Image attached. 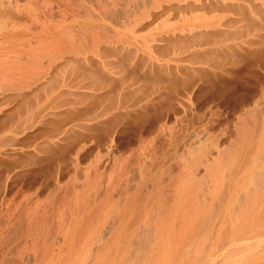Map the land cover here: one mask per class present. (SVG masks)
<instances>
[{
    "label": "bare ground",
    "instance_id": "bare-ground-1",
    "mask_svg": "<svg viewBox=\"0 0 264 264\" xmlns=\"http://www.w3.org/2000/svg\"><path fill=\"white\" fill-rule=\"evenodd\" d=\"M238 20L245 21L241 30L236 26L239 32L252 28L259 32L236 40L238 32L231 27ZM262 30L264 0H0V119L10 117L5 109L24 92L36 97L42 85H54L58 70L75 72L77 68L84 74L87 69L85 73L98 74L99 83L105 85L120 70L111 68L121 66L122 61L128 64L125 61H132L133 56L147 68L204 76L206 68L198 57L218 53L231 60L230 56L236 59L245 52L249 56L260 50L254 45L264 40ZM173 48L186 51L193 60L154 56ZM120 51L129 58H118ZM70 80L66 78L63 85L74 87L77 81L72 84ZM226 86H217L203 99L198 96L191 111L189 103L185 106L179 97L176 102L170 97L156 105L151 102L155 97L128 105L120 101L124 103L120 110L111 112L106 111L112 105L104 106L95 116L106 114L105 121L98 120L107 125L106 133L95 144L104 145L103 152L93 164L88 160L83 167L76 165L81 178L61 182L62 177L49 185L48 179V184L37 183L41 174L31 181L28 171L30 181L16 176L8 181L0 195V203L5 201L0 240L10 239L12 231L16 234L10 239L15 264H264V108L258 97L255 104L247 94L249 86L247 92L243 85L247 93L236 97L231 96V86ZM259 87L255 89L260 93ZM229 94L233 101L227 99ZM41 110L34 118L41 116ZM50 113L40 121H54ZM172 118L189 126L173 125ZM119 121L130 131L126 139L111 136L110 129ZM6 122L0 127H6ZM202 123L207 126L205 130L200 127L197 137L193 128ZM76 132L73 125H67L61 136L77 140ZM79 143L72 146L68 141L71 150L63 143L62 147L70 152L75 149L81 157L85 147ZM46 148H42L45 153L50 150ZM14 188L19 189L16 198ZM6 250L8 246L0 257Z\"/></svg>",
    "mask_w": 264,
    "mask_h": 264
},
{
    "label": "rangeland",
    "instance_id": "rangeland-1",
    "mask_svg": "<svg viewBox=\"0 0 264 264\" xmlns=\"http://www.w3.org/2000/svg\"><path fill=\"white\" fill-rule=\"evenodd\" d=\"M248 17L252 18V16H248ZM244 22H245L244 20H241V21L238 20L237 23H235L231 28L235 29L236 26H238L237 29L241 30L240 27H243V25H245ZM237 29H235V32ZM239 30H237V32L240 34L237 33V36H236V40H238V41H243V39H247V37L253 35L254 33L259 32V31L253 30V28H252L253 31L251 29L244 31V29H243V32L241 31L243 33L242 34L241 32H239ZM248 32H250V33H248ZM260 32L263 34L264 30H262ZM244 33H245V36H244ZM241 34L243 35L242 37H241ZM239 35H240V37H238ZM262 42L258 45L255 44L254 46H258L255 49L260 47V50H258V51H261L262 49L264 51V48H262L264 46V44ZM175 49L176 48L171 49L170 53H168V50L165 52L163 51V53H161L162 51H160V52H157V54L155 53L154 56L157 58H160V59H164V60L169 59L172 56H177L178 58L185 57L188 59H192V58H189L186 51H182V50L179 51L180 49H176V50ZM258 51H256L258 54L256 52H255L256 53L255 54L252 51H251V53L249 52V54H250L249 56H247L248 54L246 52L244 54L242 53L243 56H241V54L240 55L238 54L239 57L237 55V57H235L236 59H233L234 57L232 58V56H230L232 61L230 60L229 55L225 56L223 54V56H222L221 54H218V53H217L218 55L216 53H214V54L210 53L211 54L210 56H208L209 55V53H208V54H206L207 58L205 57V55H204V57H198L197 60L200 61V64L203 66V68L204 67L206 68V72H204V73L205 74L207 73V75H205L201 71V73H203L204 76H199L200 75L199 73H197V75H196L193 72H191V73H185L184 72L185 74H183L182 71L175 70V69L172 70L173 72L171 73V71H169L167 69L165 71V70H161V69H157V68H151V67L147 68V66L145 64H142V63H141L143 65L142 67L140 66V68H134L135 66L137 67V64L139 67L140 63H138V61L136 63L135 61L137 60V58L136 57L134 58L133 56H132V58H133L132 61H131V59H127L129 57H126V59L128 61H125V63L127 62L128 64H125V65L122 64L124 62L122 60H120V63H121V61H122V63L121 64L119 63L121 66H119L117 64V62L115 61L118 66L114 67L113 66V65H115V63H114L112 65L113 67L111 66L112 67L111 70L112 71L114 70L113 72H116L117 69L118 70L120 69L119 70L120 73L118 72V74H117V72H116L114 74L113 80L109 79L107 81L108 83L106 82L105 85H103L104 83H101V84L99 83V81H98L99 77H97L98 74L92 73V71H91V73L89 71H88L89 73H87V72L85 73V71L87 69L85 71L83 70L84 74L81 73L82 70L77 69V68H76L75 72L73 71V69H68V68H64V71H62L63 69L61 71L58 70V72L56 73L57 76L55 77L57 81L55 82L54 85H47L48 87L46 85L45 86L42 85V87L38 91L39 95L36 97L35 96L33 97V95L32 96L29 95L32 93L24 92V94L26 93L25 96L23 94L22 96L15 98V100L13 99L12 103L10 105H8V107L5 109V115L10 113V117H9V115L8 116L6 115L7 119H5L6 116L4 119H3V117H1V119H0V122H1V120H3L0 124H2V123L4 124V122L7 121L5 123V124H7L6 127H0V154H1L0 155V195H2V192H1L2 190H3V192L6 191V188H7L8 183H9L8 181H12V179L15 178V176H16L15 179H18V180L22 179V181L23 180L26 181L27 177L29 178L30 176H32V178H31L32 180L30 178L29 179L27 178V181H30V180L33 181L34 178H36V177L39 178V176H40L39 174H41L40 179H36L38 181V182L37 181L36 182L37 183L44 182V183L48 184L47 182L50 181L49 185H52L51 184L52 181L54 183L56 179L60 182L61 181L60 178H62V177H65V178L61 182H69L70 180L72 181V179H74L75 177L78 178L80 172L78 174L79 168H77V169L75 168L77 164L79 167L85 166L86 164H88L89 161H91L90 163L93 164L94 162L97 161L96 158L98 159L99 156L102 155L103 151L101 152V149H103L104 145L98 147V146H95V144H96V142L101 140L100 137L106 133V130H104V128L107 125L104 126V123H100V122L106 120L105 119L106 114H103L98 118H95V116L97 115L96 113H99L100 111L102 112L101 108L106 109L105 108L106 106L107 107L109 106L111 108V105H112V108L109 110L107 109L108 111H106V112L119 111L120 105L124 104L123 102H125L124 105H128L130 103H134L133 101H137V100L139 101L140 100L142 102L144 100H150V98L155 97V99H153L154 102L153 101H151V102L152 103L156 102L158 104V102L159 103L165 102L164 100H166L167 98H170V97L173 98L174 97L175 99H173V102H176L177 99H179V98L184 100L182 103H186V101H187V103H189V106H190V108L189 107L188 108L191 111V109L193 108V106L196 102L195 100L199 98L198 96L201 95V98H199V99H203L211 91L212 92L215 91L217 89V86L223 85L225 87L226 85H230L232 90L234 91L233 94H231V96L234 95V97H236L237 93L238 94L247 93L248 92L247 90L250 88L251 90L249 89V91H250V93L251 92L252 93L251 94L247 93V94L252 95L251 97H253V102L255 104H257L256 102H257V97H258L259 106L261 107V109L264 108V107H262V106H264V98H263L264 90H262V87L264 88V52L262 51L263 53H261ZM120 54L121 55L118 56V58L121 59V57H123V58L125 57V56H122V55H124L123 51H120ZM159 54H161V55H159ZM162 54H163V57H162ZM251 54H253V55L251 56ZM185 55H187L188 57ZM199 56H201V55H199ZM111 57H113V59L117 58L116 56H111ZM224 57H228L231 62L228 60V58H224ZM222 58H224V60ZM126 59L124 58L123 60H126ZM203 59H204V61H202ZM220 59H222L223 61L218 63V60L220 61ZM226 59L228 60V64L225 63V61H227ZM134 62L136 64H134ZM224 63L226 65L223 66ZM203 64H205V65H203ZM216 64L218 65V67ZM122 65H124V67ZM219 65L221 66V68L219 67ZM224 68L227 70H225ZM204 69H202V70H204ZM222 69H224L225 71ZM174 71L176 73H174ZM190 71H192V70H190ZM218 75L222 76L221 78L223 80L220 79V77H217ZM117 76H119V77L117 78ZM115 77L117 78V80ZM66 78H67V80L72 79V80H70L73 82L72 84H74V82L77 81V83L75 82L76 83L75 86L76 85L77 86L73 87L70 85L69 86L63 85ZM74 78H75V80H74ZM218 78H219V80H222V82H220L218 80ZM118 79H120V80H118ZM115 81L117 83H115ZM199 85H200L201 89H200ZM234 85L235 86L239 85V86L235 87ZM241 85H242V87H240ZM243 85H246L247 87L243 86ZM260 85H262V87ZM248 86H249V88H248ZM251 86H253V87L251 88ZM227 87L228 86H226V88ZM243 87H246L245 90L247 92L242 91ZM258 87H259L261 94L257 91L258 89L257 90L255 89ZM196 88L198 90H196ZM199 89H200V92H199ZM68 90H70V91L74 90L78 93L74 92L75 93L74 94ZM243 90H244V88H243ZM252 90H256V91H252ZM80 91L82 92V94L79 93ZM194 91H198V92L195 93ZM207 92H208V94H207ZM241 92H243V93H241ZM78 94H81V95H78ZM195 94H197V95H195ZM254 95L256 96V98H254L255 97ZM28 96L30 98H27ZM231 96H230V94H229V97L227 96V99L229 101L232 100L233 96L232 97ZM21 97H23L24 99H22ZM177 97H179V98H177ZM58 101H59V103H58ZM120 101H123V102L120 103ZM193 101H195V102H193ZM15 102H17V103L13 104ZM50 102H53V103H50ZM48 103L51 104V106H53L54 104L56 105L58 103V105H57L58 107L55 105H54L55 108H54V106L51 107ZM156 103H155V105H156ZM187 103L184 105L188 106ZM60 104L62 106H60ZM46 105H49V107H47V109L46 108L44 109L43 107H45ZM179 105L180 104L178 103V106ZM184 105L182 106V109L185 108ZM59 106H60V108H59ZM67 106L70 107V109H69L70 112H68V113H66V111H68ZM39 108H40V110L42 109L41 110V116L38 118L37 117L34 118L33 115L37 110H39ZM71 108H72V110H71ZM153 108H154V106H153ZM62 109L64 110V113H63ZM56 110H57V112L61 110L60 112L62 114L59 112L55 113ZM47 111H48V113H50L51 111L54 112V113L51 112L49 114V116L54 118L53 119L54 121H52V119L50 120V118H48L47 121H45V120L40 121L41 118L45 119V117L46 118L48 117ZM181 111L182 110L180 109L179 114L181 113ZM185 111L189 112L188 109ZM255 112L256 111H254V113ZM262 112H263V110H262ZM55 114H57V115H55ZM59 114L61 115V117ZM63 115L66 116V117L64 116L65 117L64 120H62L64 118ZM93 116H94V118H93ZM56 118H59V119L61 118L60 121L62 120L61 121L62 123H64L65 121L66 122L69 121V123L68 124L64 123L65 125H62V123L60 121H58ZM55 119L57 120L58 123L56 122ZM34 120H36V122ZM98 120L99 121L101 120V121L99 122ZM49 121H52V122H49ZM173 121L174 120L172 118L171 124L174 123V124H176V126L178 125V127H179V125H181L180 127L183 126L182 128H184L185 126L186 127L189 126L188 124H186V122H182V124H180V123H177L180 121H176V122H173ZM55 122H56V125L61 124L60 127H59V125L55 126ZM94 122H96V125L94 124ZM30 123H32V125ZM81 123H87L88 127L83 126V128H81L80 127ZM88 124H90L91 126ZM184 124H185V126H184ZM202 124L204 125V123H202ZM30 125H31V127H30ZM39 125H40V127H39ZM52 125H53V127L54 126L56 127V129L54 127L55 130L53 129ZM67 125H73L76 128V131L78 130V132H76L77 133L76 135L77 136L79 135V137H81V138H79V137L78 138L76 137V138L80 142L79 145H83L85 147L81 151L84 154L86 151V153L88 154L89 157L88 156L86 157L87 154H85V155L83 154L84 156L81 154L82 156L78 157L75 149L72 150L73 154H72V152H70V150L72 148H71V146L68 147V145L70 144L73 146V143L77 140L75 139V136H73L74 137L73 139H71L69 137L70 140H68V137H62L61 136V131ZM121 125L122 126L124 125V121H119L117 124H115L114 125L115 127L113 126V128H111V129H113V131L110 129V133H112L111 136L113 138H115V135H116V137H119V136L123 137L124 136L125 137L124 139H126L130 136V131L127 132L126 129L123 128ZM27 126H29V128H26ZM37 126H38V129H37ZM197 126L199 128L201 127L202 130H203V128L205 130V127L207 125L205 123L204 127H202L201 125L194 126L193 132L197 131L196 136L198 137V136H200V134H201L200 132L202 130H201V128L195 129V127H197ZM119 127L122 130H120ZM35 128H36V130H35ZM198 129H199V131H198ZM103 132H104V134H103ZM117 132H118V134H117ZM121 132H123V133H121ZM119 133H121V134H119ZM126 134H128V135H126ZM111 136H108V139ZM103 137H101V138L103 139ZM65 138H67V140L69 141V144H66V143H68V141ZM74 139H75V141H74ZM81 139H82V141H81ZM85 139L87 142L85 141ZM48 141L49 142L51 141V142L49 143ZM56 141L59 142V144L63 143L70 150L69 149L67 150V147H66V149H64L65 146L63 144L61 146H59V145L57 146V144H55ZM72 141H73V143H72ZM15 142H18V144ZM48 145L49 146L52 145L54 151L56 150L54 147L57 148L56 154L54 151H52L53 150L52 147H49ZM41 146L43 149L46 147H47L46 149H50V150L52 149L51 151L48 150V152H50V153L52 152L53 154H49L48 152L45 153L46 150L44 149L45 150L44 151L41 148ZM88 147L89 148L91 147L90 150H91V154H92L94 159H91L92 157H91L90 152H88V151H90L88 149ZM6 148H8V150ZM9 149H11V150H9ZM60 149L61 150L64 149V150H66V152L67 151H69V152L66 153V152L62 151V153H61L60 151H58ZM86 149H88V151ZM8 152H9V154H7ZM59 152L61 154V157L63 156V158L58 157V156H60V154H58ZM33 153H35L38 156H35ZM64 153L67 156L70 155L71 157H67L66 155H64ZM97 154H99V155H97ZM41 155H42V158H41ZM54 155L56 158L54 157ZM30 156H33V157H30ZM35 157H36V159H34ZM39 157H40V159H39ZM82 157L83 158L86 157L85 160ZM31 158L33 161L30 164H28L30 162ZM82 159L84 162L81 161ZM70 164L72 166H70ZM28 168H30L32 170H28ZM70 169H72L73 171ZM74 169H76L77 171ZM63 170H64V173H63ZM28 171L29 172L31 171V175ZM71 171H72V173H71ZM33 175H36V176L34 177ZM53 176H55L54 179H53ZM45 179L47 182L45 181ZM34 181H35V179H34ZM18 188H14L16 191L18 190L17 194L14 195L15 198L20 195V194L18 195V192H19ZM14 189H13L12 193L15 192ZM46 191H45V193H46ZM48 192L49 191H47V193ZM12 193H10V197H11ZM8 198H9V196H8ZM0 199H1V196H0ZM4 202L5 201L0 203V208H1L0 213H4L3 216L5 215V207H3L5 204ZM9 235L11 237L10 239L14 240L13 238L16 235L14 233V231L10 232ZM5 238H4L5 240L3 239L5 242H3V240H0V243H2V244H0V255L2 254V252L6 246L9 247V251L6 250V252L0 257V264H3L5 261L3 258H5L7 261H8V259H10V261L5 262L6 264H9V263L15 264L16 258L12 256V255H14L12 253V251H14V249L11 247L13 245L12 244L13 242H11V240L8 238V236H6ZM7 240H10L8 242H11V243L10 244L6 243ZM9 252L12 253L11 256L9 255L10 254ZM6 254L8 255V258H6ZM1 260H4V261H1Z\"/></svg>",
    "mask_w": 264,
    "mask_h": 264
}]
</instances>
